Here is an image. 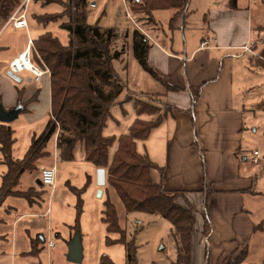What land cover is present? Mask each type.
Masks as SVG:
<instances>
[{"label": "rangeland", "instance_id": "obj_1", "mask_svg": "<svg viewBox=\"0 0 264 264\" xmlns=\"http://www.w3.org/2000/svg\"><path fill=\"white\" fill-rule=\"evenodd\" d=\"M65 1L68 2L70 0ZM236 2L242 4L244 10L231 14V20L235 21L234 29H236L237 33H235L236 36L232 35V31L228 33L229 41L232 39L235 41L238 37L244 36L245 28L243 29L236 21L246 19L247 14L244 11L247 12L246 9L249 6L250 27L252 28L253 26L254 28L256 26L259 28L258 31V28L253 29L256 31V35H252L250 42L253 44L256 41V46H259L255 56V63L257 67H260L258 64L263 67L264 57L261 56L263 55L261 51L264 49V0H236ZM72 5L73 2H70V7L68 8L70 13L74 11ZM63 10L64 6L59 2L46 3L44 0H32L27 9V18L32 23L29 29L31 36L36 38L41 33L50 32L62 45H68L70 36L63 27V23L68 21V16L65 15L46 24L37 21L35 18V15L62 13ZM85 11L88 24L96 25L100 28H113L117 31V35L111 39V52L114 50L120 51V58L113 61L114 72L117 76L111 80L112 84L115 85V87L112 86V89H116V92L113 93L116 103L110 108V116L102 130L104 136H114L117 139L121 133H125L124 125L137 116L133 108L135 99L143 100L159 107V113L154 116L143 115L141 116L143 119L156 120L158 115L164 113L166 109L164 101L166 99L164 96L156 95V92L163 91L164 87L162 83L141 67L132 53L133 31L137 29L140 33H143L134 24L139 21L137 24L141 27L143 26L141 15L134 14L129 9L131 17L127 16L121 0H86ZM171 12L170 9H157L154 15L159 19V24L166 27ZM191 31L184 30L183 34H180L179 48H177V42L173 46V49L179 50L182 56L186 49L185 42L188 43L189 41V45L193 42L198 43L203 35L208 34V30L205 33L200 30H195L192 33ZM156 34L153 36L162 44L158 37L159 32L156 31ZM190 34H193L192 38L189 37ZM26 42L27 34L23 29L15 31L9 25L0 33V75L9 81L8 84L3 83L5 94H9L10 97L13 92L17 94V90L21 89L23 95H19L20 98L17 103L22 107L25 106V109L19 113L17 118L7 124L13 130L14 142L11 147V155L15 160L24 159L33 138L38 137L44 131L48 121L52 120L46 100L37 97L35 103H31L25 99L26 93L19 86L27 85L29 74L26 71H22L17 75L20 81H16L5 72L14 49L21 50ZM35 53L37 54L36 51ZM227 53H230L232 57L236 53L244 54L245 58H242V61L245 66L249 65L248 58H253L240 50H230ZM180 68L182 70L181 73H183V66H180ZM252 70L254 72L248 75L245 80L246 85L244 83V86H242L243 90L236 95L239 103L242 104L241 106L245 108L243 111L245 125L241 130L242 141L240 150L246 160L241 161L242 165L239 169V174L241 177H247L249 182L251 181L252 186L249 190L238 191V193L245 194L247 208L254 211L258 223L264 217V67L259 69L252 68ZM14 87L20 89H15ZM41 87L39 85V88ZM185 91L190 95V90L187 87ZM2 106L6 107V105ZM187 108L192 114L191 104ZM53 122L58 127V123L55 120ZM52 138L53 136L46 144L48 155L35 160L31 168L24 169L17 183L11 187V190H30L28 193L30 196L6 194L0 199V264H10V259L14 254H16L17 258L16 264H48L49 259L52 260V264H71L66 260V253L64 252H66V242L69 235L72 239L76 231L79 232L81 237L83 254L81 264H99V259L102 255L108 256L107 253L102 251L99 257L96 258L95 253L98 247L101 250V247L111 246L119 254V248L125 245L123 246L121 245L123 243L119 244V242L108 244L105 239L106 231L105 225L101 220V210L106 199H109L115 205L118 222L125 231L126 239L137 246L136 264H172L176 253L173 239L169 233L170 223L168 220L150 213L128 212L107 180L104 185H98L99 168L84 159L83 144L81 142L76 143L74 158L71 162L63 163L58 160L56 170L57 186L55 189L45 185L42 187L37 186L36 180L40 177L41 169L44 166L53 165L54 146ZM138 145V151L142 152L140 144ZM115 148L116 141L109 149V160L112 158ZM255 149L260 152V157L258 162L253 164L251 158ZM5 171L6 167L0 151V187H2V175ZM150 175H152L154 182L158 181L156 170H152ZM207 179L206 167L202 165V189L196 195H192L194 204L199 205L197 210H204V183L207 185L208 182L207 188L211 192L210 194L215 193L214 190H230L226 187L215 186V183ZM100 190L102 191L101 196L98 193ZM249 191L254 193H249ZM78 203H80L81 207L79 214L76 208ZM46 209H49L47 216H42ZM200 216L201 212L197 211V224ZM76 220L78 228L74 229L71 226ZM13 231L16 237L15 250H12L10 245ZM41 236L45 239L44 241L41 240ZM117 236L118 234L111 235L112 238ZM32 239L38 241V248L36 252L28 254L32 251ZM47 239L54 244L51 251L48 250L49 253L46 248ZM191 241L193 247L197 249L198 242L195 235L191 238ZM247 245H249L248 253L243 263L259 264L263 262L264 225L255 231L254 236L247 242ZM240 252L239 248L238 253L240 254ZM23 253L26 254L25 257H23Z\"/></svg>", "mask_w": 264, "mask_h": 264}, {"label": "crops", "instance_id": "obj_2", "mask_svg": "<svg viewBox=\"0 0 264 264\" xmlns=\"http://www.w3.org/2000/svg\"><path fill=\"white\" fill-rule=\"evenodd\" d=\"M122 4L125 9L126 7L129 9L123 2ZM248 9L249 6H247V12L244 11L247 14L246 19L236 21L243 29L245 28V34L243 37L235 39V41L233 39L229 41L228 38V33H231V31L233 36H236L235 33H237L236 29H234L235 21L231 20V14L238 11L241 12V10H244V6L236 2V8H231L229 0H188L184 24L180 26V29L174 31H170L168 27L169 18L173 13L171 9L172 12L166 27L161 26L159 19L155 17L154 12L157 9L152 11L153 20L151 23L142 20V27L137 24L139 21L134 23L150 42L151 46L147 58L149 65L164 75L168 83L180 88L179 91H166L164 88L163 91L156 92L161 97L164 96L166 99L164 101L165 105L167 104L170 107L169 111L162 122L151 130L146 139L136 140V149L138 151V144H140L141 153H146L151 161L162 167L163 170L161 172L156 170L158 173L157 182H160L166 190L185 191L186 197L195 207L196 212H201L198 224L195 212V226L191 238L195 235L199 244L197 243L196 249L191 241L190 264H229V260L235 259L240 255L238 253L239 248L241 252L244 249L248 250L249 245H247V242L254 236L255 231L258 229L257 225L264 219L263 217L257 223L254 211L247 208L245 194L238 193V191L249 190L252 183L251 181L249 182L247 177H241L239 174V169L242 165L241 161L246 160L240 150L242 141L241 130L245 125L243 113L245 108L241 106L242 104L239 103L236 95L243 90L242 86H244V83L246 85L245 80L248 75L254 72L252 68L259 69L264 67V65L262 67L260 64H258L260 67H257L255 63V56L259 46H256V41L251 44L250 40L252 35H256L254 30L258 27H250ZM36 16L38 15H35V18ZM25 18L27 28L23 30L27 34V41L30 39L33 42L39 35L36 38L31 36L29 29L32 23L27 18V12ZM6 21L0 24V33L9 25L12 27L11 23L6 24ZM12 28L15 31L22 30ZM184 30H192L191 33L195 30L205 33L208 30V34L203 35L198 43L193 42L189 45V41L188 43L185 42L186 49L182 56L179 50L173 49V46L177 42V48H179L180 34H183ZM156 31L159 32L158 37L162 44L153 36L157 35ZM189 37L192 38L193 34H190ZM26 45L27 42L21 50L14 49L11 60L22 53ZM32 45L33 43L30 45L31 48L33 47ZM230 50L244 51V53L251 55L253 58H248L249 65L245 66L242 61L245 55L236 53L232 57L230 53H227ZM180 66L184 68L183 73H181ZM8 70L7 66L5 72L7 73ZM26 73L29 74L27 85L19 86L26 93L25 99L28 100L35 94L36 98L41 97L46 100L50 109L49 73L45 72L40 77L39 82H34L33 75L27 71ZM3 83L8 84L9 81L0 75V102L1 105H6L5 109H11L17 105V101L20 98L19 95H23V93L20 88L14 87L20 90H17V94L13 92L9 97V94H5ZM39 85L42 87L39 88ZM186 87L190 90V95L185 91ZM195 93L197 94L194 95ZM31 103H35V101ZM190 104L192 114L187 108ZM134 119L124 125L125 133H127L128 127ZM52 144L54 146L52 164H55L57 170L58 159L55 135H53ZM44 150L48 153L46 146ZM69 162L71 161L63 163ZM202 165L206 167L207 180L215 183V186L230 189L214 190L215 193L210 194L211 192L207 188L208 182L207 185L204 183L203 211L197 210L199 205L194 204V199H192V195H196L202 189ZM5 167L7 170L6 165ZM56 186L57 182H55ZM207 192H209V197L207 203H205ZM250 192L254 193L253 191ZM98 193L99 196L102 195L101 190ZM48 212L49 209H46L42 216H47ZM204 213L207 215L211 225L210 232L207 235L203 233ZM112 234L117 233L108 234L111 239L118 238V236L112 238ZM11 235L12 241L10 245L12 250H15L16 237L14 231ZM41 240H45L43 236H41ZM70 240L71 236L69 235L66 242V252H64L66 256ZM48 241L50 240L47 239L46 248L49 253L54 244L51 241L52 245L48 246ZM33 244L36 245L35 249L37 251L38 243L32 239V251L28 254L33 253ZM121 245L124 246V244ZM125 250V246L119 248L118 254L116 249L111 246L101 247V250L98 247L95 257L98 258L100 253L104 251L114 264H127ZM25 256L26 254L23 253V257ZM16 260V254L12 255L10 264H16ZM175 260L172 264H174ZM52 263V260L49 259L48 264ZM238 264L244 263L242 261Z\"/></svg>", "mask_w": 264, "mask_h": 264}, {"label": "trees", "instance_id": "obj_3", "mask_svg": "<svg viewBox=\"0 0 264 264\" xmlns=\"http://www.w3.org/2000/svg\"><path fill=\"white\" fill-rule=\"evenodd\" d=\"M131 12L139 14L142 20L151 23L154 9H171L168 21L170 31L180 29L186 17L188 0H126ZM20 0H0V24H3L13 13ZM59 2L64 6L62 13H50L36 16V20L46 24L63 16L68 21L63 27L70 36L69 44L62 45L50 32H45L33 40L30 51L31 61L38 67L50 71V115L44 131L34 137L23 160H15L11 155L14 142L13 130L6 123H0V151L3 163L7 166L0 187V199L6 194L29 197L30 190H11L17 183L21 172L31 168L38 158L48 155L44 150L47 142L56 135V154L61 162L72 161L77 142L83 144V157L98 168L105 169L106 180L114 188L128 212H144L162 217L170 223V236L176 245L174 264H190L191 236L195 226V207L182 190H166L160 182H154L150 175L152 170H163L151 161L146 153L138 152L136 140L146 139L151 130L166 117L169 106L158 115L156 120H146L142 115L154 116L159 107L143 100L135 99L134 111L137 115L128 127L127 133L116 139L104 136L102 130L110 116V108L116 103L111 80L114 72L113 61L120 58V51L111 52V39L117 35L113 28H100L87 23L85 11L86 0H44ZM73 2L74 11L68 8ZM231 8H236V0H229ZM139 19V18H138ZM264 41V38H263ZM148 38L137 29L132 34V53L141 67L164 86L166 91H179L178 86L167 82L166 77L148 63L150 48ZM37 52V54L35 53ZM264 57V49H262ZM160 96V94H156ZM35 94L28 99L36 101ZM19 105V103H17ZM25 109L22 107L21 112ZM58 123V127L53 122ZM116 141V148L109 160V149ZM209 192L206 193L207 203ZM80 213V203L76 206ZM101 220L105 224L106 243H123L127 264H136L137 246L126 239L125 231L118 222L115 205L104 200ZM264 225V219L257 228ZM78 228L77 220L71 226ZM210 221L203 214V233L210 232ZM117 233L118 238L111 239L108 234ZM37 241V240H36ZM38 243V241H37ZM33 253L36 245L33 244ZM247 255L244 249L238 257L229 260V264L242 262ZM99 264H114L107 256L102 255ZM264 264V261L259 263Z\"/></svg>", "mask_w": 264, "mask_h": 264}, {"label": "built area", "instance_id": "obj_4", "mask_svg": "<svg viewBox=\"0 0 264 264\" xmlns=\"http://www.w3.org/2000/svg\"><path fill=\"white\" fill-rule=\"evenodd\" d=\"M32 0H20L18 5L16 6L15 10L13 13L8 17L6 24L11 23L12 27L16 29H25L27 28V21L25 18L28 6ZM122 2L127 5L126 0H122ZM126 15L130 17L129 14V9L126 7L125 9ZM31 40L28 39L27 45L22 53H20L16 58L12 59L8 63V69L12 71L15 74H18L22 71H27L33 75L34 82H39L40 77L46 72L49 73V70L47 68H39L36 66L32 61L30 57V45H31ZM26 54V58L28 62H31L30 67H27L26 65H23L21 67V63L23 62V55ZM22 58V59H21ZM19 60H21L19 62ZM16 67V68H15ZM260 157V152L258 150H253L252 152V158L251 161L252 163H257L258 158ZM39 180L41 184L44 186H49L50 188L55 187V182H56V166L53 164L52 166L48 167H43L40 172V177ZM52 242L48 241V246H51Z\"/></svg>", "mask_w": 264, "mask_h": 264}, {"label": "water", "instance_id": "obj_5", "mask_svg": "<svg viewBox=\"0 0 264 264\" xmlns=\"http://www.w3.org/2000/svg\"><path fill=\"white\" fill-rule=\"evenodd\" d=\"M7 75L15 79L16 81H20L17 74L13 73L10 70L7 71ZM21 110H22L21 105H16L11 109H5L0 103V123H6V124L10 123L11 121L17 118ZM36 183L38 187L43 186L39 179L36 180ZM104 183H105V170L103 168H99L98 185H104ZM82 256L83 254H82L81 237L79 232L76 231L74 237L71 239L69 243L66 259L71 263L80 264L82 262Z\"/></svg>", "mask_w": 264, "mask_h": 264}, {"label": "bare ground", "instance_id": "obj_6", "mask_svg": "<svg viewBox=\"0 0 264 264\" xmlns=\"http://www.w3.org/2000/svg\"><path fill=\"white\" fill-rule=\"evenodd\" d=\"M23 62L20 64L21 65V67L23 66V65H26L27 67H30V64H31V62H28L27 61V58H26V54H24L23 56ZM22 59V58H21ZM21 60H19V62H20ZM16 68V67H15Z\"/></svg>", "mask_w": 264, "mask_h": 264}]
</instances>
